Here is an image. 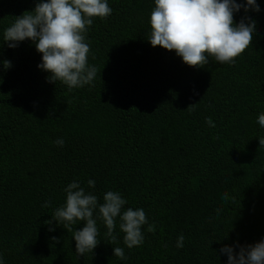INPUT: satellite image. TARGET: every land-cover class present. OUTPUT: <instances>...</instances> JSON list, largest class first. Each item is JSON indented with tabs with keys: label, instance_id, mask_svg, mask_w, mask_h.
<instances>
[{
	"label": "trees",
	"instance_id": "obj_1",
	"mask_svg": "<svg viewBox=\"0 0 264 264\" xmlns=\"http://www.w3.org/2000/svg\"><path fill=\"white\" fill-rule=\"evenodd\" d=\"M36 2L0 0L3 264H227L224 246L239 252L264 240V128L257 123L264 112V0H257L259 12L234 14L237 24L251 17L257 28L235 63L210 57L203 68L151 46L154 0H108L112 14L94 18L86 33L97 75L71 91L48 82L31 40L15 48L4 41L5 29ZM73 181L98 203L114 191L127 201L122 212L142 208L144 243L127 248L119 218L112 243L97 209L100 243L77 256L71 232L44 224ZM181 234L184 246L177 248ZM115 247L127 259L113 256Z\"/></svg>",
	"mask_w": 264,
	"mask_h": 264
},
{
	"label": "clouds",
	"instance_id": "obj_2",
	"mask_svg": "<svg viewBox=\"0 0 264 264\" xmlns=\"http://www.w3.org/2000/svg\"><path fill=\"white\" fill-rule=\"evenodd\" d=\"M154 2L149 21L151 32L147 40L152 47L175 51L190 67L203 68L210 57L220 64H234L235 59L252 44L257 30L256 21L251 17L242 18L238 24L234 21V14L241 8L245 13L249 10L259 12L257 0L241 3L237 0ZM112 11L108 0H37L33 10L23 12L5 29L4 41L8 42V47L15 48L20 42L31 40L42 56L38 68L50 74L48 82H60L71 91L94 81L97 68L88 64L90 46L86 42V33L94 18L106 19ZM3 66L7 69L11 64L3 61ZM206 123L215 126L211 117L206 118ZM257 123L264 128V112L258 115ZM54 143L62 147L64 140L57 138ZM259 145L264 146V137L259 138ZM88 186L94 188L95 181L89 180ZM64 191L66 202L56 208L51 219L45 220L44 224L52 225L55 221L56 226L71 232L77 256L93 253L100 243L94 218L97 209L107 229L105 236L112 243L116 242L113 233L117 218L127 248L144 243L142 228L148 224L146 213L142 208L134 210L131 207L122 212L127 201L119 192H106L103 203H98L97 196L86 192L76 181L68 184ZM222 199L229 201L227 192L222 194ZM49 206L50 201L43 205L46 208ZM81 222L84 224L82 229L74 230L73 226ZM48 230L53 231L54 228ZM148 231H154V225H149ZM51 239L59 242L57 237ZM184 239L182 234L177 238V248L184 246ZM220 251L227 254V264H264V240L239 246V252L231 246H224ZM113 256L127 259L121 247L113 248ZM0 264H3L2 255Z\"/></svg>",
	"mask_w": 264,
	"mask_h": 264
}]
</instances>
